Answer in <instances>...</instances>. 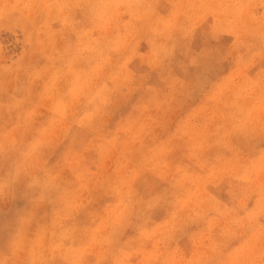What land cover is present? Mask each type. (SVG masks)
Segmentation results:
<instances>
[{
  "label": "rangeland",
  "instance_id": "374dc122",
  "mask_svg": "<svg viewBox=\"0 0 264 264\" xmlns=\"http://www.w3.org/2000/svg\"><path fill=\"white\" fill-rule=\"evenodd\" d=\"M0 264H264V0H0Z\"/></svg>",
  "mask_w": 264,
  "mask_h": 264
}]
</instances>
